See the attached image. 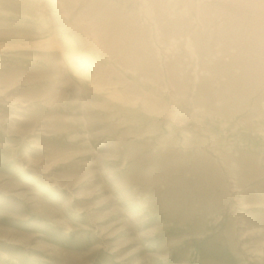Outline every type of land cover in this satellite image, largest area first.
<instances>
[{
	"label": "rangeland",
	"instance_id": "obj_1",
	"mask_svg": "<svg viewBox=\"0 0 264 264\" xmlns=\"http://www.w3.org/2000/svg\"><path fill=\"white\" fill-rule=\"evenodd\" d=\"M0 235V264H264V0H0Z\"/></svg>",
	"mask_w": 264,
	"mask_h": 264
},
{
	"label": "bare ground",
	"instance_id": "obj_2",
	"mask_svg": "<svg viewBox=\"0 0 264 264\" xmlns=\"http://www.w3.org/2000/svg\"><path fill=\"white\" fill-rule=\"evenodd\" d=\"M72 44H74V43L72 42ZM80 49H81V46L78 44L77 47L76 46H72L70 50L67 51V50L64 49L62 52L64 53V55L66 57H68L69 59H72V61H74V62H77V60H78V54L79 53H82L83 57L80 60V62L82 63L81 64V68L86 72V76L89 78V76H90L89 75L90 70H87V68H88V61H86L87 59H85L86 54H85V52H83ZM102 68L105 69L106 71L103 72ZM144 68H146V67H144ZM131 72H133V71L131 70ZM93 75L96 76V78L104 77L103 83H100L98 86L108 96L109 99H111L115 103H118L119 105H124V104L125 105L126 104L131 105L130 107L133 108L132 110H137V104H136V102L138 100V97H140V96L143 97L142 96L143 95L142 93L149 94L148 92H146L147 90L145 89L147 87L137 86L136 84L133 83L132 80L127 79L122 74L121 71H119L118 69H116V68H114V67H112L110 65L109 66H104V67H102L101 65L100 66L98 65V69L95 68V73ZM132 75H133V77L137 81H142L141 78L143 76H137V74L135 75L133 73H132ZM110 80L111 81L114 80L115 84L119 83L120 85H123L124 88L127 87L128 90H125L124 88L121 89V90L120 89H114L115 87L114 88L110 87V84L111 83L108 82ZM116 81H119V82H116ZM89 84H90V82H89ZM92 84H93V82L91 81V85ZM98 86H96V87H98ZM148 88H149V86H148ZM130 93L132 95H135V96L128 95ZM149 100H151V101L153 100V103H156L157 102V107L154 108V109H151L149 103H147L148 105L147 104H143L145 106L147 105L146 106L147 107L146 112L153 113V111H154V114L153 115H155V116H159V117H162V118H172V119H174V115H171L172 113L170 114V112L167 111V109H165V107H164L165 104L162 103V100L160 98H157L156 96H154V98H152V97L150 98V97L147 96V98L145 99V102H147ZM184 111H187V109L186 110H183L182 113H184ZM187 113H188V111H187ZM175 115H176V113H175ZM195 118H196L195 119L196 120L195 121V124H196L197 127L203 128L204 131H208V132H210L211 134H213L215 136L217 135L216 134L217 132H218V135H219V133L220 134H224V135L225 134L234 133V130H233L234 126L233 125H226V124H224V123L216 120L215 118H206V117H200V116H195ZM238 134H239V132H238ZM1 236L2 235H0V237Z\"/></svg>",
	"mask_w": 264,
	"mask_h": 264
}]
</instances>
